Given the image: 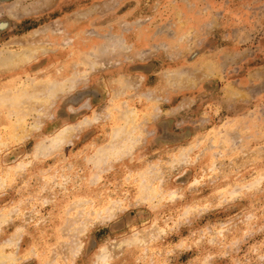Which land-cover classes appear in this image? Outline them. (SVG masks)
<instances>
[{"label": "rangeland", "instance_id": "374dc122", "mask_svg": "<svg viewBox=\"0 0 264 264\" xmlns=\"http://www.w3.org/2000/svg\"><path fill=\"white\" fill-rule=\"evenodd\" d=\"M0 58V264H264V0H0Z\"/></svg>", "mask_w": 264, "mask_h": 264}, {"label": "bare ground", "instance_id": "6f19581e", "mask_svg": "<svg viewBox=\"0 0 264 264\" xmlns=\"http://www.w3.org/2000/svg\"><path fill=\"white\" fill-rule=\"evenodd\" d=\"M27 57V56H26ZM12 59H14V56H12V57H8L7 58V60L8 61H11ZM0 60H1V58H0ZM4 62V61H3ZM5 63V62H4ZM6 63H8L7 61H6ZM12 63V62H11ZM11 63H8L7 65H11ZM2 253V252H1ZM0 258H1V256H0Z\"/></svg>", "mask_w": 264, "mask_h": 264}]
</instances>
